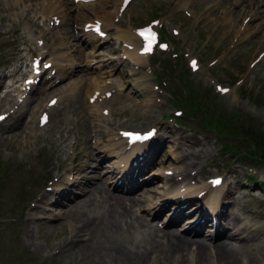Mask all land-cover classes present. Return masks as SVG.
I'll list each match as a JSON object with an SVG mask.
<instances>
[{
    "label": "rangeland",
    "instance_id": "rangeland-1",
    "mask_svg": "<svg viewBox=\"0 0 264 264\" xmlns=\"http://www.w3.org/2000/svg\"><path fill=\"white\" fill-rule=\"evenodd\" d=\"M41 1L0 0V73L6 74L0 83V115H7L0 122V264H89L88 256L84 255L89 248L82 247L90 240V232L82 233L75 240L73 251L61 250L59 245L72 236L71 223L66 221L63 212L82 195L78 194L61 206L50 205L54 198L42 199V196L45 192L52 195L67 187L66 182L87 176L83 171L85 162L76 157V153L81 147L79 143L88 141L89 135L92 136L90 144L104 135L99 144L101 151L105 155L106 149L114 147L116 153L105 161V169L113 170L116 166L121 171L125 146L120 130L125 129L163 127L159 132L162 131L164 140L155 164L149 169L152 173L144 179L157 177L141 185L137 190L140 194H131L142 198L134 207L136 215L164 228L170 211L164 208L156 217L153 213L159 209L162 198L173 196L174 188L165 179L176 175L182 188L193 190L194 179L185 180L178 171L188 161L187 155L191 157L196 151L201 153L204 148L206 153L199 158L201 162L194 165V181L199 183L196 190L207 188L200 183L210 186L215 175H222L225 187L246 195L248 205L262 216L247 218L248 221L256 225L264 223V163L250 165L247 158L223 155L221 135H218L221 131L207 130L204 125L208 109L189 110V101L184 102V97L197 94L203 104L219 108H211L216 112L209 118L222 113L225 119L228 116L235 118L238 126L252 120L251 123L264 129V25L262 30L257 29L244 37L233 36L225 33L221 26L209 24L214 17L212 13L221 16L227 4L233 11L245 8V4H241L243 0L238 1L236 8V1L232 0H221L220 6V0H187L186 6H180V0H137L120 13L119 18H108L111 20L108 21L110 34L96 47H86V44L72 40L64 45L61 42L53 45L50 36L53 31L57 33L64 28L80 31L87 21L97 17L93 16L95 12L115 11L119 5L117 0H107L96 8L88 7L91 11L80 12L77 18V5L73 6L72 0H65L62 5L74 17H68L69 23L63 29L54 25V20L45 21L46 17H41ZM210 6H213L211 13L208 11ZM244 16L247 21L244 23H251L253 29L261 22ZM154 19L161 21L163 33L170 42L169 49L157 50L141 61L132 57L126 59L125 52H129L128 46L133 42L129 39L133 37L132 31L135 33L137 27ZM38 27H42L47 43L42 41L43 34L38 33ZM174 29L180 34L175 35ZM50 48L60 51L66 48L65 56L69 59L63 62L61 57L57 60L59 67H52L57 74L47 87L42 83L31 91L23 89L24 79L34 68V53L46 60ZM192 57L200 61L198 70L189 62ZM19 58L22 59L18 61ZM12 64L23 66L14 73ZM74 65L78 66L77 71L69 74ZM95 85L110 86L112 95L108 103L91 107L96 104L90 100ZM224 88L229 89L228 92L223 91ZM56 97L59 100L56 109L50 111L49 100ZM12 99L17 100V104ZM150 110L153 112L149 113ZM181 110L183 116H178ZM43 112L49 113L51 118L47 125L41 126L39 118ZM188 112L196 114L195 117L188 118ZM68 134L71 137L66 139ZM184 135L194 136L199 142ZM241 140L242 136L235 140L237 152L242 148L249 149L240 143ZM95 151L97 149L90 146V154L85 160H90ZM59 173H64L67 179L56 181ZM100 174L105 178L109 172ZM114 183L107 187L111 193L126 194L111 189ZM54 188L58 189L53 191ZM197 192L192 195L197 196ZM100 203L98 206L102 209L104 204ZM178 226L165 228H174L180 234L182 227ZM133 237L139 239L142 236L136 232ZM98 238L100 236L96 235L92 242ZM256 242L260 244L259 239ZM188 260L187 264H193V260ZM259 261L264 264L262 256ZM208 264H216V261Z\"/></svg>",
    "mask_w": 264,
    "mask_h": 264
},
{
    "label": "bare ground",
    "instance_id": "bare-ground-1",
    "mask_svg": "<svg viewBox=\"0 0 264 264\" xmlns=\"http://www.w3.org/2000/svg\"><path fill=\"white\" fill-rule=\"evenodd\" d=\"M99 1L104 2L105 0ZM118 1L121 6L123 0ZM232 1H236L234 5L235 8L238 7L239 0ZM41 2L43 5L40 9V13L45 14L50 19L58 20L60 23L64 22V17L67 15L64 14L66 10L62 5L64 0H42ZM96 3L97 2L79 4L80 7H83L80 12L82 13L86 10L91 11L88 7L95 8L94 5ZM187 3V0H180V6H186ZM218 4L220 6L222 1L220 0ZM241 4H245V8H238L239 10L237 11H233L227 4L222 11V18L219 13H212L214 17L209 21V24L212 23L213 26L215 24L217 26L219 25L225 30V33H231L233 36L240 35L246 37L249 36L250 33H254L255 30L261 29L262 25H264V0H243ZM120 9L121 7H117L113 12L118 13ZM212 10L213 6H210L208 11L211 13ZM224 13L226 14L223 16ZM94 15H103L104 19H98L104 21L103 24L105 27L109 25L107 18L116 16H112L108 12ZM243 15H245L244 17L249 16L250 20L259 19L261 22L253 29L251 23H244V21H247L243 19ZM219 19H221L220 23H218ZM0 22L2 21L0 20ZM37 31L39 34H43V41L46 42L45 40L47 36L42 28L38 27ZM72 32L73 30L69 29H65L58 33L52 32L51 41H53V45L61 41H64L65 43V41L76 40L77 38ZM262 37L264 39V32L262 33ZM91 38L96 39L94 36ZM129 39L140 40L136 32L135 38L130 37ZM54 48L56 49V47ZM50 49L55 50L52 48ZM56 51L57 50L52 53L51 56L53 58H49L50 60L48 62L52 61V63H54L58 58L64 56L62 52L56 53ZM128 55L139 61L147 57V55L140 52L139 49L130 52ZM20 59L22 58H19L18 61ZM23 63L24 62H22V64ZM22 66L23 65L12 64L13 72L15 73L16 71H19ZM3 74L4 73H0V83ZM31 76L35 78V82L36 79L39 80V78H44V76L39 77L35 74H31ZM89 85L90 84H87V87H89ZM110 89L111 88L107 89L105 85H97L96 91L98 90L99 93L97 95L96 104L91 107L100 106L102 104L101 101H104L103 103H108L110 100H107L105 94L111 91ZM91 96H93V94ZM12 100L17 104V100ZM55 109L56 107L50 108L52 111ZM152 110H150L149 113L153 112ZM6 123L7 120L4 124ZM160 129H163V127ZM87 133L89 135V130ZM70 137L71 134L66 135V139ZM183 137L190 138L193 142H199L194 136L184 135ZM91 138L92 136L89 135L88 141L84 143L82 142L81 144L79 143L78 146L81 147L78 151L76 149L78 146L74 148V150L77 151L76 157L79 159L83 158L82 160L85 162L83 171L87 176L90 175V177L84 176L79 181H70V184L67 187H62V189L56 191L55 189L58 188H54V194L51 195V193L45 192L42 196V199H48L49 197L54 198L50 205L61 206L63 202L67 203L75 197L77 195L76 192L82 195V198L78 200V202H75L70 208H67L63 212L66 221L71 223L72 236L67 240L68 242H61L59 244L60 248H62L61 250L66 248V250L73 251L75 249L73 244L75 240L80 237L82 233L90 232V240L82 247L86 249L89 248L88 250L90 252L88 251L84 254L85 257L88 256L87 259L89 258V264H187V261H189L188 259L193 260V264H208L209 261H216V264H260L259 257L262 256L264 259V223L256 225L251 224L248 221V219L262 218V216L261 214H257V211H254L253 207L248 205L249 202L247 201L246 195L237 194L233 188L230 189L229 186L225 187L226 183L224 184L223 182L217 188L210 186V190L205 193V206L200 204L199 201L196 202V198L191 196L197 191L196 189L199 185V183L194 181L196 178L194 165L197 162H201L199 158L206 153L204 148L201 149V153L196 151L191 153V157L190 155H187L188 161H185L182 169L178 171L183 179H194L192 181L193 190L191 188L181 187L180 192H185L184 195L169 200L164 199L160 204V210L164 207H169L172 203L176 204V209H178L174 214V217H171L168 220L165 227L174 226L175 224L181 226L182 223L186 221L184 220V217L188 212L194 213L192 218L187 219L188 228L179 234L174 228L168 229L165 227L160 228L154 226L147 222L142 216L135 214L134 207L139 204L142 198L141 196H134L131 194L133 192L140 194L137 190L146 182L141 183V185L136 186V188L128 194L123 195L113 194L107 189L106 181L109 174H105L107 176L105 179L100 172H107L105 169V161L111 154L116 156V153H114V147L106 149L105 155L100 151L101 148L99 147V144H102V139L105 138L104 135H102L100 139L97 138L94 144H90L89 139ZM160 138H162L161 135ZM90 146L96 148L97 151L96 153L93 152L90 160H85L88 154H90V152H88ZM156 149L152 152L146 151L147 156L145 158L148 159L147 162L150 163L151 161V165H149L148 168L145 167L146 169L143 167L141 168V170L145 169V174L153 164H155V158L159 153H155ZM135 150L136 148L133 147L129 152L133 155ZM140 150L141 149H139V151ZM150 154L152 155L151 157H149ZM131 159L132 158L129 156L122 157V160L128 165L127 168H129L126 174L121 176V178L123 177L124 179L123 184L129 182L131 168H134L132 164H129ZM94 161L95 165H93ZM71 169H73V167H71ZM112 169L113 170L109 173L111 174V177L114 176L116 178L118 174H120V169L116 166ZM151 173L152 172L149 174L151 175ZM139 177L138 174L136 178L134 177L135 183H137V181L139 183ZM156 177L157 176L149 178L148 182ZM65 179H67V176H65L64 173H59L56 181H62ZM82 180H84V183H81ZM165 181L174 188L178 183V177L172 175L167 177ZM236 183H239V180H236ZM200 185L208 187L205 182L202 184L200 183ZM237 189H239V187ZM173 191H175L174 194L177 196L178 192L176 189ZM238 193H240L239 190ZM200 197L202 196L200 195ZM181 199H185L187 203L196 202V207L193 206V210H190L189 208L180 206ZM201 200L203 201V198ZM186 201L184 203H186ZM100 202H103L104 204L102 209L98 206L101 204ZM93 212L97 213L94 214ZM154 214V216H156L158 213ZM214 226L216 230L215 233H207V228L211 231ZM136 232H140L142 237L135 239L133 234ZM96 235L100 236V238L93 243L92 241ZM258 239L260 244L256 242ZM233 241L236 244L233 243Z\"/></svg>",
    "mask_w": 264,
    "mask_h": 264
},
{
    "label": "trees",
    "instance_id": "trees-1",
    "mask_svg": "<svg viewBox=\"0 0 264 264\" xmlns=\"http://www.w3.org/2000/svg\"><path fill=\"white\" fill-rule=\"evenodd\" d=\"M190 108H195V102L197 101L199 104L202 102L199 101L197 95H193L189 100ZM194 104V105H193ZM205 104H201L204 106ZM208 108V107H206ZM216 111H210L205 116L206 126L209 129H215L217 132L221 131V138L225 141H222L223 144V154H231L232 156H236L234 145H228L227 141H233V138L237 139L240 136L243 137L244 141L247 143L246 145L249 147L248 150L241 151L245 157H249V161L251 163L262 162L264 163V131L259 130L254 124H240L236 125L234 119L227 117L225 119L224 114L216 113L211 118L210 115ZM205 113V111H204ZM210 113V114H209ZM237 137V138H236Z\"/></svg>",
    "mask_w": 264,
    "mask_h": 264
},
{
    "label": "snow or ice",
    "instance_id": "snow-or-ice-1",
    "mask_svg": "<svg viewBox=\"0 0 264 264\" xmlns=\"http://www.w3.org/2000/svg\"><path fill=\"white\" fill-rule=\"evenodd\" d=\"M141 35H143L145 37V39L148 41L147 47L145 48V51H151L152 48V44L155 40V34L151 32V30H145L144 32L141 33ZM193 65L195 66V61H193ZM227 91V90H225ZM124 135L130 137L133 140H142V139H146L147 136H141L138 133H125ZM148 135H151V133H149ZM221 181L218 179L216 181H214V183L219 184Z\"/></svg>",
    "mask_w": 264,
    "mask_h": 264
}]
</instances>
